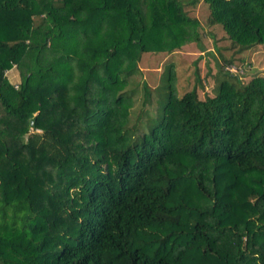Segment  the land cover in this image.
<instances>
[{"label":"trees","instance_id":"1","mask_svg":"<svg viewBox=\"0 0 264 264\" xmlns=\"http://www.w3.org/2000/svg\"><path fill=\"white\" fill-rule=\"evenodd\" d=\"M202 2L230 40L204 99L201 58L180 55L207 50L187 9ZM247 51L264 57V0H0V264H264V70L247 78ZM146 53L168 54L155 115Z\"/></svg>","mask_w":264,"mask_h":264},{"label":"rangeland","instance_id":"2","mask_svg":"<svg viewBox=\"0 0 264 264\" xmlns=\"http://www.w3.org/2000/svg\"><path fill=\"white\" fill-rule=\"evenodd\" d=\"M189 13L193 17L199 18V20L202 23V26L200 28L204 45L206 46L207 50L202 51L198 44L196 42H192L189 44H186L180 51V55L184 57V59L190 63L198 60L199 58V68L201 70V73L204 77L207 78L206 81V89L205 91L200 90V97L204 99L207 94L213 95L214 89L216 87V80L214 79L213 75L217 72V58H219V53L216 51V45L224 48L226 46L230 45V40L228 39V35L226 34L225 30L222 26L216 25V26H209L207 21L210 14L209 7L206 3H199L195 7H187ZM31 52V51H30ZM28 52L26 56L24 57L22 61V65L19 68V71H23V74L25 75L27 73V69L29 68L28 65ZM224 53L227 56H230L233 52L232 51H224ZM33 54V53H32ZM259 52L255 51H247L244 52L241 55H237L238 57H246L248 60L251 59L253 62V68L254 70L249 71V75L247 76L248 79L254 76V74L257 71H263L264 70V57L259 56ZM31 58L32 55H29ZM29 58V63L31 62V59ZM168 58L167 53H146L143 54L141 61L139 63L141 69L144 72L145 79L153 88L154 90V96H153V104L151 106L146 107L147 112L151 115L156 114V110L158 107V96H157V88H159L162 84V76L164 72V63L166 62ZM33 58L32 63L34 62ZM240 63V62H238ZM35 65V63H34ZM249 68V66H247ZM211 70V75H207L208 72ZM18 71V74L20 76V72ZM245 71V68L241 69V72L243 73ZM20 80L18 82H14L19 84ZM134 98H135V105L132 108L131 113V123H135L137 121L138 115L141 114L142 110L144 109V99H145V90L142 85L137 86V88L134 90Z\"/></svg>","mask_w":264,"mask_h":264},{"label":"crops","instance_id":"3","mask_svg":"<svg viewBox=\"0 0 264 264\" xmlns=\"http://www.w3.org/2000/svg\"><path fill=\"white\" fill-rule=\"evenodd\" d=\"M18 71L19 68H12L10 70L8 77L11 82H18L19 80H21V75L19 76Z\"/></svg>","mask_w":264,"mask_h":264},{"label":"built area","instance_id":"4","mask_svg":"<svg viewBox=\"0 0 264 264\" xmlns=\"http://www.w3.org/2000/svg\"><path fill=\"white\" fill-rule=\"evenodd\" d=\"M15 67V66H14ZM227 69H229L232 72H241V70L236 66H228ZM11 69L6 70V74L8 75ZM18 87V85H16Z\"/></svg>","mask_w":264,"mask_h":264}]
</instances>
